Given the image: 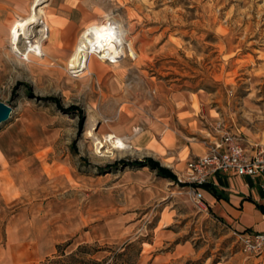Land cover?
I'll list each match as a JSON object with an SVG mask.
<instances>
[{
	"label": "rangeland",
	"instance_id": "rangeland-1",
	"mask_svg": "<svg viewBox=\"0 0 264 264\" xmlns=\"http://www.w3.org/2000/svg\"><path fill=\"white\" fill-rule=\"evenodd\" d=\"M35 14L16 45L12 26ZM44 23L45 55H27ZM110 25L118 62L72 60ZM0 101V264L128 241L136 264H264V242L182 184L183 144L205 145L216 121L264 138V0H0Z\"/></svg>",
	"mask_w": 264,
	"mask_h": 264
},
{
	"label": "crops",
	"instance_id": "crops-1",
	"mask_svg": "<svg viewBox=\"0 0 264 264\" xmlns=\"http://www.w3.org/2000/svg\"><path fill=\"white\" fill-rule=\"evenodd\" d=\"M247 134L243 135L247 138V145L251 150L264 149L262 136L256 137L248 132ZM168 144L169 142L166 143ZM170 144H173L172 139ZM185 146L188 153L193 154H201L206 149L200 142L189 141L183 144V147ZM198 188L208 211L216 218L239 230L264 232V175L217 172L205 185H198Z\"/></svg>",
	"mask_w": 264,
	"mask_h": 264
},
{
	"label": "built area",
	"instance_id": "built-area-1",
	"mask_svg": "<svg viewBox=\"0 0 264 264\" xmlns=\"http://www.w3.org/2000/svg\"><path fill=\"white\" fill-rule=\"evenodd\" d=\"M116 57V56H115ZM119 58V57H118ZM106 60L116 62L113 57ZM215 133L205 143V151L190 155L185 162V181L189 191L200 205L206 207L198 188L217 172H235L240 175H264V149L251 150L246 139L225 127L223 121L214 124ZM248 240L264 242V232L243 230Z\"/></svg>",
	"mask_w": 264,
	"mask_h": 264
},
{
	"label": "bare ground",
	"instance_id": "bare-ground-1",
	"mask_svg": "<svg viewBox=\"0 0 264 264\" xmlns=\"http://www.w3.org/2000/svg\"><path fill=\"white\" fill-rule=\"evenodd\" d=\"M41 17L39 14L32 15L29 17L26 21H19L15 22L12 26L10 33L12 36V40H16L15 43L17 45L20 37L30 39L31 36L35 35V25L40 23ZM42 22H44L42 20ZM41 22V23H42ZM45 25V23H44ZM46 28L42 27L39 30V36L35 42L29 41V45H27L25 52L27 51L28 54H34L39 55L40 53H43L45 55L44 48L42 47V41L45 37H47V40L51 42L52 40V32L49 30L48 26L45 25ZM110 25L107 27V29L103 30L99 35H96V37L89 43H79L74 51V55L72 57V60L76 61L77 64H82L84 60L87 58H91V55H96L101 60L108 57H113L116 62L120 59L121 56L117 54H123L122 52V44L125 41L123 38V34L118 30L115 29ZM15 42V41H14ZM14 44V43H13ZM16 49H18V46H15ZM116 56V57H115ZM119 57V58H118ZM88 59V60H89ZM89 62V61H88ZM113 62V63H116ZM110 63V62H109ZM118 146L123 147V144L119 139H116L115 141ZM116 145V144H115ZM114 145V146H115Z\"/></svg>",
	"mask_w": 264,
	"mask_h": 264
},
{
	"label": "trees",
	"instance_id": "trees-1",
	"mask_svg": "<svg viewBox=\"0 0 264 264\" xmlns=\"http://www.w3.org/2000/svg\"><path fill=\"white\" fill-rule=\"evenodd\" d=\"M141 165L147 164L157 169L158 174H161L170 179L176 178V173L168 166L161 164L159 161L149 157L138 162ZM183 181L182 184H187ZM203 182L200 185H205ZM110 253L98 259L94 257L97 249L91 250L86 244H78L77 247L68 253L64 250H59V253L53 256H47L39 264H136V255L140 252V246L134 241H128L117 248H107ZM132 250L135 253V258H132Z\"/></svg>",
	"mask_w": 264,
	"mask_h": 264
},
{
	"label": "water",
	"instance_id": "water-1",
	"mask_svg": "<svg viewBox=\"0 0 264 264\" xmlns=\"http://www.w3.org/2000/svg\"><path fill=\"white\" fill-rule=\"evenodd\" d=\"M11 106L5 102L0 101V123L10 116Z\"/></svg>",
	"mask_w": 264,
	"mask_h": 264
}]
</instances>
